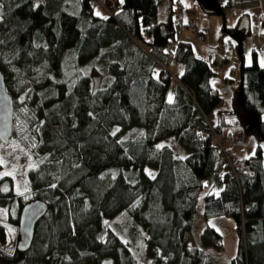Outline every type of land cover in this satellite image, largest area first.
Segmentation results:
<instances>
[{"label":"trees","instance_id":"obj_1","mask_svg":"<svg viewBox=\"0 0 264 264\" xmlns=\"http://www.w3.org/2000/svg\"><path fill=\"white\" fill-rule=\"evenodd\" d=\"M93 1L0 0V70L14 105L17 93L32 92L27 104L39 144L27 180L34 200L47 204L30 248L0 251V264H140L137 252L105 226L121 212L144 232L146 264H203L206 249H222L221 235L209 224L222 217L234 221L237 236L229 264H264L262 143L237 176L218 144L231 126L228 119L242 127L243 115L264 112V67H243L240 99L219 113L223 99L210 85L217 71L194 55L188 41H175L172 7L159 20L166 0H97L107 19L95 14ZM113 45L123 61L108 62L112 80L93 92L80 68ZM173 60L184 67L176 79L167 67ZM65 64L72 77L64 75ZM10 68L50 75L16 92ZM171 87L173 103L167 100ZM133 127L143 134L122 140ZM252 130L264 142V122ZM167 139L187 156L177 160L169 148L156 147ZM219 164L222 188L215 192L207 181ZM11 186L0 187V205L14 198ZM203 191L206 225L200 247L189 248ZM25 204L16 199L12 224H18Z\"/></svg>","mask_w":264,"mask_h":264},{"label":"rangeland","instance_id":"obj_2","mask_svg":"<svg viewBox=\"0 0 264 264\" xmlns=\"http://www.w3.org/2000/svg\"><path fill=\"white\" fill-rule=\"evenodd\" d=\"M98 9V10H97ZM101 7L96 8V11L101 10ZM166 10V2L159 6L160 18L163 16V12ZM104 15L107 14L105 10ZM218 29V36L221 38L229 39L230 36L225 34L222 30V25ZM215 27H212V29ZM213 31V30H212ZM235 41V40H234ZM234 45L226 46L223 44V48L226 51H231L230 63L224 64L219 70H217L216 79L220 80L217 84V89L220 91L222 97V109L231 107V92L229 87L225 86L224 78L230 77L232 68L240 70V52L241 48L239 43L235 41ZM238 45V47H237ZM237 47V48H236ZM240 60V61H239ZM110 61H123V54L121 53L118 45H113L108 48L102 49L99 54L89 61L85 66L80 68L82 75L89 76L91 79V90L94 92L107 87L112 78L108 74L107 64ZM174 60L168 64V71L171 75L181 76L184 71L183 65L180 73L176 70V66H179ZM242 68V67H241ZM11 73L12 87L18 92L25 84L32 85L35 82L41 81L44 77L50 75L49 72L38 71L36 75L31 76L27 73H23L20 70L13 68L8 69ZM55 77L60 76L59 72L53 74ZM64 75L66 77H72L73 71L69 65L64 66ZM238 78V72L236 75ZM220 83V85H219ZM172 94V87L169 94ZM32 92L17 93L15 98V105L12 117V134L7 144L0 147V157H3V163H0V187H6L9 183L12 185L14 198L7 205H0V251L2 253L11 254L17 249L19 241L18 224L14 225L9 221V214L11 210L15 208L16 199L26 201V203L34 201V192L31 190L27 173L30 169L36 167L38 157L36 155V148L39 144L38 138H36L37 123L34 119V112L28 107L27 102L30 101ZM169 97V95H168ZM168 100V98H167ZM143 131L138 127H133L128 130L122 137V140L128 141L140 137ZM34 145V146H33ZM157 148L167 147L171 148L173 157L177 160L184 159L187 156L186 150H184L174 139H170L157 144ZM34 165V166H33ZM145 172L148 176L153 177L155 171L149 167L145 168ZM7 173V175H5ZM214 184V191L219 192L222 188V178L220 172H216L207 184ZM206 191L201 194L198 205L197 214H202L203 211V198ZM203 219V218H202ZM202 219L196 215L193 223L192 230L187 239V246L189 248L200 247V230L202 228ZM222 226V244L223 249L217 250L214 248L206 249V257L203 264H229L230 260L235 256L237 249V236L235 233V224L232 219L225 217L209 220V224H218ZM105 226L111 229L113 232L121 236L124 242L128 245L130 250L137 252L139 263L146 264L145 251H144V232L141 231L135 221L129 216L127 212H121L115 218L105 222ZM215 226V225H214ZM202 232V231H201Z\"/></svg>","mask_w":264,"mask_h":264},{"label":"crops","instance_id":"obj_3","mask_svg":"<svg viewBox=\"0 0 264 264\" xmlns=\"http://www.w3.org/2000/svg\"><path fill=\"white\" fill-rule=\"evenodd\" d=\"M172 1L183 8L186 16L190 17L195 22L197 29L205 37V44H199L195 42L193 34L184 31L182 34L185 39L177 40L181 32L177 27L176 18L173 14V23L175 25V41H188L191 44L194 55L204 60L210 66L213 65L214 61L213 48L218 43H221L222 46L223 44H225L226 46L234 45V47L236 46L235 41H237V44L239 43L241 48L240 70L237 71L236 68H232V74L230 75V77L224 78V84L225 86L229 87V91L231 92V101L233 98L239 100L240 93L242 92L241 67H249L255 62L260 68L264 67V50H262L260 45L261 40L264 39V26L262 24V20L264 17V0H218L219 9L223 14L218 13L217 9L214 12L207 13L201 8L197 0ZM230 7L234 9V12L229 11ZM168 11L169 7L166 0V10L163 12L162 18H160L161 16L158 9L159 20L165 21L168 17ZM241 11H244V13L241 14ZM96 12L97 11L95 10V14ZM98 12L100 13L99 16L103 17L106 15H104V11H102V9ZM220 25H222L223 32L225 28L229 29L227 30V32H224L225 34L230 36L229 39H226V37L221 38L222 36H218V29L219 27H221ZM212 27L215 28L212 29ZM225 54V64L230 63L231 51H226ZM181 66H176V70H179L178 73H180V71L182 70ZM237 72L238 78H236ZM177 77H179V74L178 76L176 75V77L174 76V79H176ZM217 81L220 82V80L216 79L215 77L210 81V85L213 90L220 92L217 89ZM229 110L230 108L222 109L221 107L218 109L219 113H224V111L228 113ZM228 120H230L231 126L225 128L223 133L219 136V146L238 155L243 160L250 159L253 156L258 142L262 143L261 147L264 152V142L259 141L261 140V138L252 130L256 126L258 121L264 122V112L259 116H256L254 114L243 115L242 120L244 123L242 127H239L237 123L235 124L233 119L230 118ZM218 171H222L221 164H219L217 167V172ZM196 215H198L200 219L203 218L202 214H197V208L195 217ZM205 225L206 222L204 219H202V228L200 230V233L204 229ZM212 227H214L219 232L221 237H223V234L221 232L222 226L220 225V223L213 224Z\"/></svg>","mask_w":264,"mask_h":264},{"label":"water","instance_id":"obj_4","mask_svg":"<svg viewBox=\"0 0 264 264\" xmlns=\"http://www.w3.org/2000/svg\"><path fill=\"white\" fill-rule=\"evenodd\" d=\"M201 8L207 13L214 12L223 14L219 9L218 0H197ZM243 69V67H242ZM241 69V85H242ZM241 97V93H240ZM14 104L11 95L6 90L5 77L0 70V142L7 144L12 134V117ZM258 135V134H257ZM47 204L42 200H34L26 203L20 212L18 219L19 241L17 250L27 251L33 241L34 229L38 221L45 215Z\"/></svg>","mask_w":264,"mask_h":264},{"label":"built area","instance_id":"obj_5","mask_svg":"<svg viewBox=\"0 0 264 264\" xmlns=\"http://www.w3.org/2000/svg\"><path fill=\"white\" fill-rule=\"evenodd\" d=\"M168 6L173 8L174 15L176 18V24L177 27L180 30V36L178 37L177 40H184L185 37L183 36V32L187 31L194 36L195 42L199 44H205V37L204 35L199 32L197 29V26L195 22L188 16H186L183 8L179 6L178 4L174 3L172 0H167ZM93 9H96L98 7H101L100 2L97 0L93 1ZM229 11L234 12V9L232 7L229 8ZM244 11H241V14H243ZM262 50H264V39L261 40L260 42ZM170 49V46L168 47V50ZM214 61H213V69L214 70H219L226 61V54L224 51V48L221 43H218L214 48ZM223 149V148H222ZM224 150V160L225 162L229 165L231 171L233 172L234 176H237L238 171L241 167V163L243 162V159H241L238 155L232 153L229 150L223 149ZM248 168L245 169L247 171Z\"/></svg>","mask_w":264,"mask_h":264},{"label":"snow or ice","instance_id":"obj_6","mask_svg":"<svg viewBox=\"0 0 264 264\" xmlns=\"http://www.w3.org/2000/svg\"><path fill=\"white\" fill-rule=\"evenodd\" d=\"M120 2L121 3H123L124 2V0H120ZM3 7V5L2 4H0V8H2ZM96 15H100V13L97 11L96 12ZM2 16H3V13L2 12H0V18H2ZM104 19H107V17H103ZM0 43H3V41H0ZM181 74H183V73H181ZM168 102L169 103H173V96H172V94L170 93L169 94V97H168ZM3 145H0V147H2ZM34 146V145H33ZM0 163H3V157H0ZM34 166V165H33ZM5 175H7V173H5ZM55 185H53V187H54Z\"/></svg>","mask_w":264,"mask_h":264}]
</instances>
